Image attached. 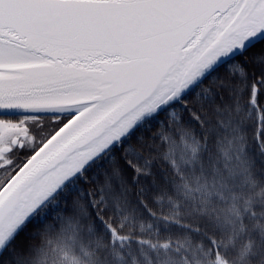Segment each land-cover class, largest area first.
<instances>
[{"label":"snow or ice","instance_id":"obj_1","mask_svg":"<svg viewBox=\"0 0 264 264\" xmlns=\"http://www.w3.org/2000/svg\"><path fill=\"white\" fill-rule=\"evenodd\" d=\"M0 264H264V0H0Z\"/></svg>","mask_w":264,"mask_h":264},{"label":"trees","instance_id":"obj_2","mask_svg":"<svg viewBox=\"0 0 264 264\" xmlns=\"http://www.w3.org/2000/svg\"><path fill=\"white\" fill-rule=\"evenodd\" d=\"M218 71L225 72V71H227V69L220 68V69H218ZM50 211H51V209H50ZM39 224H40V219L37 218V220L34 221L33 223H31V224L29 225V227L37 226V228H38V227H39ZM257 243H259V240L257 241Z\"/></svg>","mask_w":264,"mask_h":264}]
</instances>
